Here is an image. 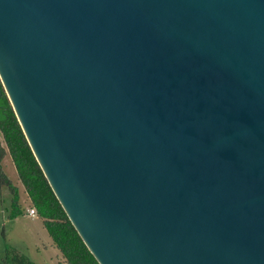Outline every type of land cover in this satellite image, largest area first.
I'll return each instance as SVG.
<instances>
[{
	"label": "water",
	"instance_id": "1",
	"mask_svg": "<svg viewBox=\"0 0 264 264\" xmlns=\"http://www.w3.org/2000/svg\"><path fill=\"white\" fill-rule=\"evenodd\" d=\"M0 81L99 264H264V0H0Z\"/></svg>",
	"mask_w": 264,
	"mask_h": 264
},
{
	"label": "trees",
	"instance_id": "2",
	"mask_svg": "<svg viewBox=\"0 0 264 264\" xmlns=\"http://www.w3.org/2000/svg\"><path fill=\"white\" fill-rule=\"evenodd\" d=\"M8 155L15 167L19 181L53 246L65 264H99L71 224L66 213L49 186L17 121L0 81V188L10 195L6 220L14 221L24 215L18 188L9 180L2 168ZM4 228L1 236L5 240ZM0 264H37L4 244Z\"/></svg>",
	"mask_w": 264,
	"mask_h": 264
},
{
	"label": "rangeland",
	"instance_id": "3",
	"mask_svg": "<svg viewBox=\"0 0 264 264\" xmlns=\"http://www.w3.org/2000/svg\"><path fill=\"white\" fill-rule=\"evenodd\" d=\"M2 168L9 180L19 190L20 204L25 215V210L29 207L27 196L9 156L3 159ZM9 199L8 190L0 188V260L5 244L34 263L65 264L38 217L23 215L14 221L5 219L7 213L5 210L9 205ZM1 228H4L5 240L1 236Z\"/></svg>",
	"mask_w": 264,
	"mask_h": 264
},
{
	"label": "built area",
	"instance_id": "4",
	"mask_svg": "<svg viewBox=\"0 0 264 264\" xmlns=\"http://www.w3.org/2000/svg\"><path fill=\"white\" fill-rule=\"evenodd\" d=\"M25 213L26 216L36 217V210L33 207H29Z\"/></svg>",
	"mask_w": 264,
	"mask_h": 264
},
{
	"label": "crops",
	"instance_id": "5",
	"mask_svg": "<svg viewBox=\"0 0 264 264\" xmlns=\"http://www.w3.org/2000/svg\"><path fill=\"white\" fill-rule=\"evenodd\" d=\"M6 156H8V155H6ZM6 156H5V157H6ZM5 157H4V158H5ZM10 159H11V158H10ZM11 161H12V160H11ZM27 200H28V198H27ZM28 204H29V201H28ZM28 208H29V207H28ZM26 210H27V209H26ZM26 210H25V212H26ZM24 216H25V215H24Z\"/></svg>",
	"mask_w": 264,
	"mask_h": 264
}]
</instances>
